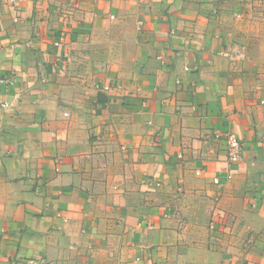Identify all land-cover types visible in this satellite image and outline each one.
I'll list each match as a JSON object with an SVG mask.
<instances>
[{
    "label": "crops",
    "instance_id": "1",
    "mask_svg": "<svg viewBox=\"0 0 264 264\" xmlns=\"http://www.w3.org/2000/svg\"><path fill=\"white\" fill-rule=\"evenodd\" d=\"M0 80V264H264V0L0 1Z\"/></svg>",
    "mask_w": 264,
    "mask_h": 264
},
{
    "label": "built area",
    "instance_id": "2",
    "mask_svg": "<svg viewBox=\"0 0 264 264\" xmlns=\"http://www.w3.org/2000/svg\"><path fill=\"white\" fill-rule=\"evenodd\" d=\"M0 1L4 3H14L16 0H0ZM4 81L5 80H0V82H4ZM224 140L226 144V152H227L228 161L232 163L238 162L241 158V149H242L240 139L233 133H227L224 135ZM213 183L215 185H218L219 180L215 178L213 180Z\"/></svg>",
    "mask_w": 264,
    "mask_h": 264
}]
</instances>
